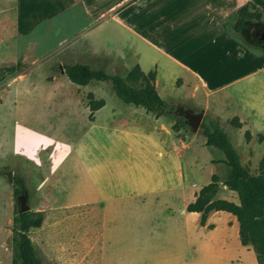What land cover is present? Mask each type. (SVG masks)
<instances>
[{"label": "crops", "instance_id": "crops-1", "mask_svg": "<svg viewBox=\"0 0 264 264\" xmlns=\"http://www.w3.org/2000/svg\"><path fill=\"white\" fill-rule=\"evenodd\" d=\"M243 6L260 13L264 26V0H0V68L22 65L1 83L6 89L24 79L68 80L64 65L120 76L137 66L145 75L155 73L164 102L173 91L177 96L169 103L192 102L220 120L236 117L254 136L264 130V44H251L231 29ZM71 85L77 89L72 105L81 109H60L52 125L75 123L69 113L81 112L82 131L57 161L75 158L81 172L64 190L51 162V202L64 191L69 201L54 207L83 208L100 258L113 253L152 264L183 258L182 264L256 263L252 248L240 244L234 216L211 212L201 226V215L186 211L212 176L218 178L216 199L238 204L223 185L224 155L202 163L199 148H216L206 146L201 132H174L176 120L123 103L110 82ZM88 94L103 101L91 118ZM46 139L52 144L41 148L50 146L52 160L61 145L51 135ZM0 264H11V258L3 263L1 247Z\"/></svg>", "mask_w": 264, "mask_h": 264}, {"label": "rangeland", "instance_id": "rangeland-1", "mask_svg": "<svg viewBox=\"0 0 264 264\" xmlns=\"http://www.w3.org/2000/svg\"><path fill=\"white\" fill-rule=\"evenodd\" d=\"M257 23L255 20L248 22L251 32L256 31ZM5 87V84L0 82V247L3 263L12 258V218L15 210L19 209L17 197L14 195L16 189L28 196L30 211L44 213L41 227L29 233L42 264H152L155 262L126 254L116 257L113 253H107L105 257L100 258L98 253L100 242L95 236L88 234V227L84 224L83 208L54 207L52 203L69 201V195L64 191L53 194L51 202L49 184L51 162L53 169L63 177L64 190L68 185L74 184V176L81 172V165L76 164L75 158L69 157L57 163L63 152L64 155L66 154L68 142L78 139L82 131L81 112L76 109V113H69L75 123H68L60 128L52 125L60 109L71 108L70 106L81 109L75 106L76 104L72 105L77 89L66 78H58L53 83L45 82L44 78H33L31 83L29 79H24L10 83L9 88L5 89ZM167 93L164 99L170 107L179 106L192 111L201 109L192 102L169 103L168 100L176 97L177 94L170 90H167ZM166 116L174 119L173 115ZM225 117L227 116L221 119L222 125L226 133L232 135L231 142L241 155L242 165L251 175H257L259 162L264 153V141H258V137L260 134L264 137V130L254 136L250 135V139L246 141L244 133L248 131L252 134L253 131L247 126H241L238 130L236 123H231L234 117ZM216 118L204 112L202 123H208ZM200 132L198 130L196 133L201 134ZM50 135L51 140H57L61 145L60 149L54 146L56 151L51 152L52 160L50 146L45 147L44 150L41 148L51 143L46 139ZM217 154L223 156L220 151L212 148H199L198 151L203 164L209 157ZM9 171L18 183V188L13 182H9L7 178ZM224 171L226 173L225 167ZM206 172L205 168L203 174ZM50 180L52 182V178ZM229 193L230 191L227 194ZM230 196L238 203L236 194ZM179 262L186 263L187 259L183 258ZM242 264H248V261L245 260Z\"/></svg>", "mask_w": 264, "mask_h": 264}, {"label": "trees", "instance_id": "trees-1", "mask_svg": "<svg viewBox=\"0 0 264 264\" xmlns=\"http://www.w3.org/2000/svg\"><path fill=\"white\" fill-rule=\"evenodd\" d=\"M250 20L257 21L256 31L251 32L248 26ZM261 14L249 11L243 6L236 13V18L230 25L235 33L242 34L251 44H264L260 34L264 26L260 24ZM22 68L21 64L16 66L0 68V82ZM64 74L68 80L78 86H85L91 81L110 82L116 96L127 105L143 107L148 113L155 116L169 115L166 112L167 103L164 102L156 92L154 86L155 73L143 74L135 66L124 76L108 75L101 71H94L88 66L81 64L64 65ZM90 118L94 111L103 106V101H94L91 94L87 95ZM171 116V115H170ZM231 123H236V128L242 124L234 117ZM180 129H188L187 123L181 119L175 121L172 126L174 132ZM202 135L206 138V146L214 147L221 151L225 157L222 163L227 168V175L223 185L236 194L238 204L226 200L216 199L218 192V178L212 176L211 182L203 186L196 196V200L186 207L190 213L201 215L200 225L205 226L208 215L211 212L223 211L236 218L238 223V236L242 246H250L255 255L257 264H264V153L259 162V172L251 175L242 165L240 154L233 146L230 136L224 130L220 119L202 123L200 127ZM246 141L250 139V133H244ZM258 141L263 142L264 137L259 136ZM18 188V183L13 179ZM22 191L16 189L14 195L18 197ZM44 220L43 212L19 213L15 210L12 218L11 264H42L37 256L29 233L39 229ZM209 229L213 227L207 226Z\"/></svg>", "mask_w": 264, "mask_h": 264}, {"label": "water", "instance_id": "water-1", "mask_svg": "<svg viewBox=\"0 0 264 264\" xmlns=\"http://www.w3.org/2000/svg\"><path fill=\"white\" fill-rule=\"evenodd\" d=\"M260 39L264 42V31L260 34ZM168 109V111H167ZM166 112L169 115L174 116V120L183 119L186 121L189 130L192 133H196L202 124L204 112L203 110H197L195 113L184 109L183 111L177 112L174 110V107L167 106ZM7 178L10 183L13 182V174L11 171L7 173ZM222 188V186H219ZM16 202L19 205V213H25L30 211V206L28 205V196L26 194H21L16 198Z\"/></svg>", "mask_w": 264, "mask_h": 264}, {"label": "flooded vegetation", "instance_id": "flooded-vegetation-1", "mask_svg": "<svg viewBox=\"0 0 264 264\" xmlns=\"http://www.w3.org/2000/svg\"><path fill=\"white\" fill-rule=\"evenodd\" d=\"M184 109H187L188 111L193 112V113L196 112V111L189 110L188 108H180L179 106L174 108V110L177 112L183 111ZM181 120H183V119H181ZM183 121H185V120H183Z\"/></svg>", "mask_w": 264, "mask_h": 264}]
</instances>
